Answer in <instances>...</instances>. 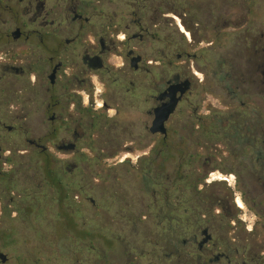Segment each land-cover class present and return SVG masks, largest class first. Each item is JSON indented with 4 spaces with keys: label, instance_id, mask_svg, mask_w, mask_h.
<instances>
[{
    "label": "rangeland",
    "instance_id": "obj_1",
    "mask_svg": "<svg viewBox=\"0 0 264 264\" xmlns=\"http://www.w3.org/2000/svg\"><path fill=\"white\" fill-rule=\"evenodd\" d=\"M181 2L191 14L198 11L201 32L193 34L194 44L189 47L178 31L187 32L180 19L184 12L174 4L171 13L163 10L177 19L170 28L175 43L170 75H165V66L160 65L158 51L163 49L152 42V32L157 30L152 27L156 16L153 8L148 10L144 24L148 34H144L143 42L134 41L131 47L142 57L139 73L119 74L121 69H129L127 50L123 58L117 54L110 57L108 66L112 72L92 77V86L86 79H61L51 86L49 81L34 75L16 78L8 68L35 66L0 64V155L3 157L0 162V253L8 256L7 264H96L98 261L96 253L76 244L73 233L60 226L58 203L53 200L51 189L44 192L42 162L36 155L39 150L29 144L32 140L46 146L51 157L72 166L70 176L74 181L80 180L89 194L86 201L79 198L85 220L106 223L109 235L118 237L120 250L108 253L107 264H172L174 261L166 260L162 253L161 228L152 217V198L146 193L138 171L141 159L151 155L160 137L151 135L149 128L154 119L153 109L158 106L156 97L166 87L164 78L172 80L187 71L192 81L191 92L167 124L170 141L190 139L186 143L191 153L205 151L194 145L197 138L189 136L190 130H198V122L213 116L215 111L225 115L232 111V105L240 108L243 103L245 107L241 111L252 119L255 115L264 120V86L259 79L236 102L223 83L229 66H243L237 58L241 55V37L247 30L253 35L264 32V0ZM134 3L135 0L104 1L110 13L123 8L125 17L133 10ZM210 13L213 15L209 16ZM213 25L218 27L216 32L212 30ZM133 32L140 33V30L133 28ZM187 35L192 40L190 33ZM183 52L196 54L198 58H184L180 62L177 55ZM1 58L5 56L0 53V62H4ZM154 61L157 65H150ZM219 61L227 64L222 74H218ZM56 100L61 103L53 106ZM194 112L202 118L200 121L193 116ZM53 115L62 121L52 123ZM226 141L221 134L214 139L212 167L223 168L225 163L245 161L243 156L250 152L245 146H228ZM71 143L77 146L73 153L58 148ZM82 153L87 155V161H82ZM169 166L170 173L172 165ZM206 182L209 183L200 187L204 195L213 203L221 200L223 205V209L216 205L214 215L230 219L217 220L205 227L211 228L215 240L230 241L232 248L239 250L233 264H242L248 255L246 264H264L262 182L253 175L236 180L234 175L230 177L221 170L212 172ZM187 194L186 199L193 198L191 191ZM231 196L238 199V205L232 204ZM33 199L39 209L21 214L22 200L28 203ZM195 202L194 198L186 206L192 207ZM96 206L99 217L95 216Z\"/></svg>",
    "mask_w": 264,
    "mask_h": 264
},
{
    "label": "flooded vegetation",
    "instance_id": "obj_2",
    "mask_svg": "<svg viewBox=\"0 0 264 264\" xmlns=\"http://www.w3.org/2000/svg\"><path fill=\"white\" fill-rule=\"evenodd\" d=\"M104 1L121 0H0V53L5 56V58H1L4 62H0V64L35 66L29 69L25 67L8 68V72L14 73L16 78L34 75L50 83V77L55 74L56 82L61 79L69 81L86 79L92 86V77L104 76L112 72L108 66L110 57L117 54L120 58H123L125 50H127L126 60L130 64L129 69H121L119 74L139 73L142 57L136 54L134 48L131 50V47L134 41L143 42L144 34H148L149 30L144 28V24L147 23L148 10L153 8L156 16L152 19V27L157 30L152 32V42L157 43L163 49L158 51L160 65L164 64L165 75H170L174 67L171 57L172 47L175 45L170 28L174 20L177 19L168 13L164 14L163 10L168 9V12L171 13L172 5L178 6L176 3L178 0H135L133 10L127 17H125L123 8H117V10L110 13L105 7ZM181 6L179 10L184 13L180 15V19L184 28L190 33L192 40L187 39V32L178 31L182 41L185 43L187 41L188 44H186L193 47V34L201 32L200 25L197 22L198 11L191 14L188 9H184V4H181ZM210 15L213 14L210 13ZM126 23L128 24L126 25ZM133 28H138L140 33L135 34ZM217 29L218 27L215 25L212 26L213 32H216ZM120 35H124L125 38L123 40L119 39ZM241 38H243L239 51L241 55L237 58L243 66L241 68L229 66L224 72L223 80L224 89L235 102L241 95L248 94L246 92L247 87L255 83L256 80L259 79L262 86H264V32L261 31L253 35L252 31L247 30ZM136 57H141L138 70L132 66V59ZM184 58L196 60L198 57L196 54L191 55L188 52L177 55V60L180 62ZM150 65H157V61ZM226 65V63L219 61L218 74H222V68L227 67ZM148 72L151 74V71ZM164 80L166 86L164 90L168 87L169 82L182 83L189 81L190 90L185 97L193 88L187 71L175 76L172 80H168L166 76ZM60 103L59 100H56L53 106ZM244 107L243 103L240 108H237L234 104L232 105V111L227 107L230 111L225 115L220 111H215L214 116L219 123L226 119L245 121V133H247L245 148L250 151L243 156L245 161L240 159L238 163H225L227 165H224L223 168L216 165L212 167L213 162H215V153L211 154L213 156L211 158L203 157V154H201L202 157L196 161L186 159L185 168L180 171L183 176L201 177V180H196L200 185L197 190L198 196L195 199V205L191 207V210L185 212L183 218L173 219L188 225L193 224L187 226L186 229L193 235L195 244L199 249V259L195 258L191 262L182 264H233V259L238 254V251L232 249L231 245H229L230 248L220 245L211 233V228L205 227L206 224H214L217 220L226 221L230 218L226 216L219 218L211 212L218 203H209L200 187L209 183L203 178L210 176L216 170H221L230 177L234 175L236 180H238V177L253 175L258 177V182L262 181L264 186V157L261 154V159H258L259 155L252 153V116L240 110ZM193 116L198 121L202 119L197 117V112H194ZM50 121L60 123L62 119L53 115ZM92 124H94V121ZM68 145L63 144L58 148L68 153L76 151V143L73 151L66 150ZM34 147L42 151L36 145ZM2 161L3 157L0 155V162ZM176 173L175 169L170 172L173 175ZM190 190L192 189L190 188ZM235 199L232 197V203L238 205V199ZM240 204L241 202H239V206ZM200 237L201 240H199ZM185 244L188 243L185 242ZM221 250L222 252H220Z\"/></svg>",
    "mask_w": 264,
    "mask_h": 264
},
{
    "label": "trees",
    "instance_id": "obj_3",
    "mask_svg": "<svg viewBox=\"0 0 264 264\" xmlns=\"http://www.w3.org/2000/svg\"><path fill=\"white\" fill-rule=\"evenodd\" d=\"M176 3L178 4V9H181V4H184L179 0ZM198 124V130L191 129L189 136L197 138L194 145L205 151L203 157H212L211 154L214 151L213 141L220 134L227 140L228 146H246V123L243 120L233 121L226 119L219 123L213 115L203 119ZM95 127L96 124L94 122L93 128ZM187 139L182 137L179 141L172 142L169 136L166 138L158 137L157 147L152 151L151 155L141 159L138 169L139 178L143 180L146 186V193L150 194L152 198L150 207L152 217L156 220V226L161 228L160 237L163 244L160 247L162 248V253L166 260L168 259L171 262L174 259L172 264H182L191 262L192 259L200 258L199 249L195 244L193 235L186 229L187 226L193 224L188 225L182 221L173 220L183 217L185 212L191 210V207L186 205L198 196L197 190L200 183L196 180H201V177L183 176L180 174V171L185 168L186 159L189 158V160L194 159L196 161L202 157V153L198 150L194 153L190 152L191 149L187 148ZM202 140L205 141L203 146ZM251 145L252 153L258 154V159H261V154L264 157V120L262 117H256L255 115L251 123ZM36 155L42 162L40 169L44 176L43 187L46 189L44 192L51 189L54 193L53 200L58 203L57 219L61 222L60 226H65L69 232L73 233L76 244L82 245L88 251L96 253L98 257L96 264H107L108 253L120 250L118 237L109 235V228L106 223L96 219L92 221L85 220L84 210L81 206L82 202L79 198L86 201L89 194L80 180L74 181L70 176L72 166L51 157L48 150L45 152L39 151ZM81 159L82 161H87L88 157L82 153ZM125 165L129 166V163H125ZM169 165H172V169L177 171L176 174L169 173ZM207 178L203 179L207 180ZM188 191H191L192 199H186V197H189L187 196ZM75 193L78 195H75ZM205 198L209 203L212 202L208 196L205 195ZM22 202L24 207L19 210L21 214L24 211L35 213V210L39 209L34 199L28 201V203H25V200H22ZM217 203L223 209L221 200L218 199ZM95 211V216L99 217V207L96 206ZM237 211L240 210L237 209ZM211 212L215 213V209ZM222 217H225V215H222ZM262 233L264 234V229H262ZM185 242L188 244H185ZM218 243L225 245L226 248H230L229 245H231L232 248L230 241H218ZM188 249L194 251H188ZM248 256H244L243 263L246 264L245 260Z\"/></svg>",
    "mask_w": 264,
    "mask_h": 264
},
{
    "label": "water",
    "instance_id": "obj_4",
    "mask_svg": "<svg viewBox=\"0 0 264 264\" xmlns=\"http://www.w3.org/2000/svg\"><path fill=\"white\" fill-rule=\"evenodd\" d=\"M141 62V57H136L132 59V66L134 69H139V63ZM51 85H55V74L50 77ZM190 90V82L185 81L182 83H168V87L160 92L156 97L157 102L159 103L153 109L154 119L152 121L149 132L153 136H161L166 138L168 136L167 124L170 121L171 117L177 111L179 104L182 102L186 93ZM30 145H36L37 148L42 151H47L46 146L38 144L36 141H29ZM75 149V144L71 143L67 146V151H73ZM1 152V147H0ZM8 256L4 253H0V264H7Z\"/></svg>",
    "mask_w": 264,
    "mask_h": 264
},
{
    "label": "clouds",
    "instance_id": "obj_5",
    "mask_svg": "<svg viewBox=\"0 0 264 264\" xmlns=\"http://www.w3.org/2000/svg\"><path fill=\"white\" fill-rule=\"evenodd\" d=\"M123 38H125L124 35H120V36H119V39L122 40Z\"/></svg>",
    "mask_w": 264,
    "mask_h": 264
},
{
    "label": "bare ground",
    "instance_id": "obj_6",
    "mask_svg": "<svg viewBox=\"0 0 264 264\" xmlns=\"http://www.w3.org/2000/svg\"><path fill=\"white\" fill-rule=\"evenodd\" d=\"M240 206H242V204H240Z\"/></svg>",
    "mask_w": 264,
    "mask_h": 264
},
{
    "label": "snow or ice",
    "instance_id": "obj_7",
    "mask_svg": "<svg viewBox=\"0 0 264 264\" xmlns=\"http://www.w3.org/2000/svg\"><path fill=\"white\" fill-rule=\"evenodd\" d=\"M123 39H124V38H123ZM123 39H122V40H123Z\"/></svg>",
    "mask_w": 264,
    "mask_h": 264
}]
</instances>
